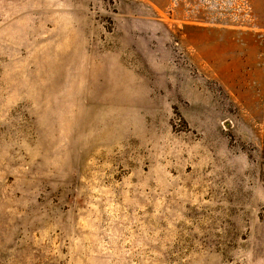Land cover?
Returning <instances> with one entry per match:
<instances>
[{"label": "rangeland", "instance_id": "rangeland-1", "mask_svg": "<svg viewBox=\"0 0 264 264\" xmlns=\"http://www.w3.org/2000/svg\"><path fill=\"white\" fill-rule=\"evenodd\" d=\"M0 264H264V0H0Z\"/></svg>", "mask_w": 264, "mask_h": 264}]
</instances>
